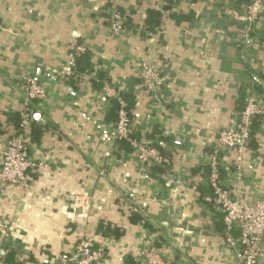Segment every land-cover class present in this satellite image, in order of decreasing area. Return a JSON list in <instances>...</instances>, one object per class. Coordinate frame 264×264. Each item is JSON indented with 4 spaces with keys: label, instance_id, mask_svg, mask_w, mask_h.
I'll return each instance as SVG.
<instances>
[{
    "label": "crops",
    "instance_id": "crops-1",
    "mask_svg": "<svg viewBox=\"0 0 264 264\" xmlns=\"http://www.w3.org/2000/svg\"><path fill=\"white\" fill-rule=\"evenodd\" d=\"M243 5L0 0V162L12 116L25 110L23 78L35 77L47 95L26 109L28 127L39 134L28 148L38 165L33 181L0 195V264H71L83 236L104 251L101 264H145L140 253L149 240L169 264H240L239 232L224 236L222 212L197 191L207 187L218 132L233 126L256 93L263 114L254 120L241 168L230 152L219 172L238 200L264 199V13L251 41L242 42L244 26L232 15ZM119 10L131 24L117 37L109 22ZM149 11L160 14L152 31ZM80 55L85 66L73 79L50 80ZM142 64L158 68L162 99L137 90ZM104 84L129 96L131 137L162 152L169 166L142 165L117 144Z\"/></svg>",
    "mask_w": 264,
    "mask_h": 264
},
{
    "label": "built area",
    "instance_id": "built-area-1",
    "mask_svg": "<svg viewBox=\"0 0 264 264\" xmlns=\"http://www.w3.org/2000/svg\"><path fill=\"white\" fill-rule=\"evenodd\" d=\"M241 13L234 12L232 17L244 26L241 34L242 42L251 41V33L254 26L260 21L264 13V0H243ZM109 30L114 36H122L124 33L122 20L117 15L110 18ZM264 47V35L260 40ZM75 62L68 59L58 72L50 76V80H71L75 76ZM58 77V78H57ZM164 79L158 68L150 64H142L138 70L137 90L146 93L153 100L162 99ZM24 91L23 105L25 110L20 114L18 131L8 138L6 147L2 153L0 162V195L8 187L26 188L32 181L31 172L38 165L32 162L28 156L27 137L29 116L28 106L33 102H42L46 99V87L39 83L33 76H26L22 80ZM102 95L107 102H115L117 105L116 121L113 124V136L117 142L126 143L135 153L137 161L142 165L167 167L170 161L157 149L131 137L132 124L127 112L126 103L120 97V93L114 86L104 84ZM263 114L262 102L256 93H252L246 100L243 109L236 115L232 127L218 132L212 150L207 158L208 174L206 186L210 190L209 195L197 196L204 203H211L223 214V234L230 238L233 230L239 232L237 259L240 264H258L264 247V199L257 200L250 205L243 203L226 188L220 177V160L228 153H234V167L237 171L241 168L243 155L247 152L252 136L253 121ZM78 203V202H77ZM76 203V204H77ZM104 251L96 249L94 241L88 236H83L77 244L69 261L71 264H101L104 259ZM140 258L145 264H169L155 248L152 241H148L146 247L140 253Z\"/></svg>",
    "mask_w": 264,
    "mask_h": 264
},
{
    "label": "trees",
    "instance_id": "trees-1",
    "mask_svg": "<svg viewBox=\"0 0 264 264\" xmlns=\"http://www.w3.org/2000/svg\"><path fill=\"white\" fill-rule=\"evenodd\" d=\"M172 1H174V0H167L168 3H172ZM193 1H197V0H193ZM115 15H117L119 17V19L122 20L123 30H125L126 27H128L131 24L130 19L127 18L120 10L117 11V13ZM159 19H160V14L158 12H156V11H149L148 12V16H147V20H146L147 29H149V30L152 31V29L159 24ZM262 37L263 36H261L259 38V40H261ZM84 58H86V57H84L82 55L75 57V61H74L75 62V70L76 69L78 70V71H75V74H76V72H79L78 66H83V67H81V69L84 68V66H85L84 65ZM120 97L126 103L127 112H128V115H129L130 114L129 113L130 102L128 101L129 100V96L128 95H123V94L120 93ZM110 104H111V109H110V115L111 116H110L109 120L115 122L116 121L117 105L113 101L110 102ZM243 106H244V104H243ZM243 106L240 108V110L238 111V113H240L242 111ZM11 122L14 125V132L15 131H18V129H19V122H20V115L17 114L15 116H12ZM254 124H255V122L253 121L252 133H253V130L256 128V125H254ZM38 135H39L38 134V131H36L34 128H29L28 127V132H27V137L29 139L28 145L30 144V142L32 140H35L36 141V139L38 138ZM117 144L119 146H121V147L126 148L127 150H131L130 147L126 143H124V142H117ZM149 146L152 147V148H154L152 145H149ZM160 153L163 156H165L162 152H160ZM152 167L155 170L162 168V167H159V166H152ZM198 189H199V192H200L201 195H209L210 194V190H209L208 187H202V188L201 187H198ZM205 204L212 205L211 203H205ZM222 230L224 231L223 223H222Z\"/></svg>",
    "mask_w": 264,
    "mask_h": 264
}]
</instances>
